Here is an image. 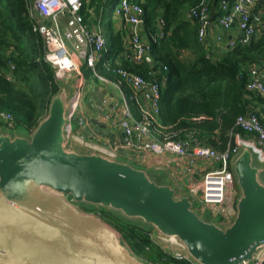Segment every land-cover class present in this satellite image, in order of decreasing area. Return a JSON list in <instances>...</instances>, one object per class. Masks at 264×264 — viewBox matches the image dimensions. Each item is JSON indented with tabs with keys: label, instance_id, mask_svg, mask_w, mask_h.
Returning <instances> with one entry per match:
<instances>
[{
	"label": "water",
	"instance_id": "1",
	"mask_svg": "<svg viewBox=\"0 0 264 264\" xmlns=\"http://www.w3.org/2000/svg\"><path fill=\"white\" fill-rule=\"evenodd\" d=\"M145 59L152 64L149 55ZM67 77H57L60 89L29 135L0 131V264H156L134 255L118 230L78 202L111 210L182 245L196 264H242L256 257L264 247V168L254 162L259 154L252 146L237 139L229 161L238 188L231 222L203 219L188 192L72 139L68 115L75 90L64 86ZM84 134L114 146L115 130L96 117L88 118Z\"/></svg>",
	"mask_w": 264,
	"mask_h": 264
},
{
	"label": "trees",
	"instance_id": "2",
	"mask_svg": "<svg viewBox=\"0 0 264 264\" xmlns=\"http://www.w3.org/2000/svg\"><path fill=\"white\" fill-rule=\"evenodd\" d=\"M134 1L144 8V39L150 44L148 55L152 64L146 59L135 62L126 56V30L115 26L120 19L114 14L118 0L109 10L106 0H83L81 13L86 22L97 23L99 19L106 37L108 66L98 61V71L111 77V67H123L160 81L157 118L169 137L178 139L191 134L217 150L224 149L229 141L236 144V135L250 137L252 133L235 126L234 121L237 115L248 111H256L264 120L260 97L246 89L249 66L264 58L262 2L257 1L252 10L255 15L262 9V20L250 39H237L233 46L219 49L199 42L197 23L186 16L188 8L200 0ZM208 1L214 14L219 13L220 0ZM159 19L164 20V35L154 39ZM82 71L87 76L91 73L85 65ZM59 89L55 68L44 59L42 38L32 30L26 1L0 0V108L12 113L15 127L31 131L47 114L50 100ZM254 100L261 104H252ZM86 211L99 212L104 221L120 232L132 253L143 260L194 264L173 258L151 237L152 231L147 227L105 208L90 207Z\"/></svg>",
	"mask_w": 264,
	"mask_h": 264
},
{
	"label": "built area",
	"instance_id": "3",
	"mask_svg": "<svg viewBox=\"0 0 264 264\" xmlns=\"http://www.w3.org/2000/svg\"><path fill=\"white\" fill-rule=\"evenodd\" d=\"M25 1L32 22V30L40 34L44 59L54 66L56 77H62L71 71L78 74L79 80H76V89L70 100L69 120L75 119L80 97L79 88L85 83L81 66L85 65L91 70L90 76L109 84L118 92L120 116L117 119L106 116V119L109 121L113 119L112 124L126 138L124 144L127 148L158 155L164 152L173 153L187 160L188 170H194L196 163L200 161L211 164L204 171L201 180L194 184L192 191L200 194L199 201L202 208L205 207L213 214L231 221L236 212L237 189L229 161L237 152L238 145H233L229 141L224 149L217 150L209 144L202 143L191 134L178 139L169 137L157 118L160 111L162 85L160 81L148 79L123 67H111V77L101 74L96 68V63L104 58V64L108 66L109 53L105 47L106 37L99 19L97 23L86 22L81 13L83 0ZM257 1L262 2L264 7V0H220L219 13L214 14L211 19L210 14L214 7L208 0H200L196 5L188 8L186 16L196 21L199 42L210 45V38H212L216 47L221 49L233 46L237 39L246 42L257 31V26L262 20V9L252 15ZM114 14L126 22L129 28L126 56L135 62L145 60L150 44L143 36L144 8L142 5L134 0H118V4L114 7ZM212 22H216L221 31L215 32ZM233 27L240 31V36L237 38L229 35ZM163 35L164 20L159 19L154 39ZM11 68H14L13 64ZM125 85H129L134 93L145 101V104L138 108L137 113L129 104L124 91ZM246 89L260 97L264 107V58L249 66ZM73 98H76V102L72 108ZM0 125L10 129L15 128L11 112L0 108ZM79 125L80 130L71 133L72 139L79 143L93 144L112 155H117L114 149L84 135L86 124L83 119L79 120ZM234 125L252 133L248 138L238 139L252 146L264 160V120L256 111H248L246 114L237 115ZM150 235L155 241L160 242L163 249L173 258L189 260L196 264L182 245L154 233ZM242 264H264V247L254 259L244 261Z\"/></svg>",
	"mask_w": 264,
	"mask_h": 264
},
{
	"label": "crops",
	"instance_id": "4",
	"mask_svg": "<svg viewBox=\"0 0 264 264\" xmlns=\"http://www.w3.org/2000/svg\"><path fill=\"white\" fill-rule=\"evenodd\" d=\"M115 26L119 30H126L125 38L127 41L129 28L126 22H124L120 18L116 22ZM212 26L215 32L221 31L216 25V22H212ZM229 35L237 38L240 36V31L236 27H233ZM143 36H145L146 38L145 33ZM210 44L213 48H216V45L214 41H212V38H210ZM84 82V85L88 87L89 101L87 104H80V102H78L75 112V119L72 121V125L73 122L76 123L75 127H73V130H80L79 120L81 121V119H83L85 121V124L87 125V120L89 117H96L100 121L108 124L109 130H115L116 132L115 138L113 140L114 146H111L109 144V140L107 138H104L102 143L114 149L117 152V156L122 155L127 157L131 155L132 149L127 148V146L122 142V137H120L119 133L117 132L118 128L114 124H112L113 119L111 121L106 119V116H111L114 119H117L120 116V97L118 95V92L109 84H106L98 79H94L92 76H90V74L84 77ZM94 87L96 88V90L94 89ZM124 91L129 104L131 105L134 112L137 113L138 108L143 106V104H145V101L140 99V97L134 93L133 89L129 85H125ZM111 92H114V94L116 95L117 103H115V105H112L114 97L111 95ZM75 102L76 98H73L71 101L72 108L74 107ZM91 103H94V105H92ZM252 104L261 103L254 100ZM98 105H100V108L102 107L103 113L99 114L96 112V108L99 107ZM259 106L260 105H257V107ZM259 108L261 109V106ZM93 132L95 133V135H97L96 130H94ZM87 138L91 137L88 136ZM237 139L238 135H236L235 140ZM135 152L136 153L132 157L136 158V162H138L143 167H149L156 170L162 169L165 172L164 175L169 178L174 186L183 192H186L191 184L193 185V183L195 184V182L200 181L199 179H201L204 171L211 166V164L209 163L200 161L196 163L194 170H188L187 160L184 158H180L173 153L164 152L163 154L158 155L148 151L138 150Z\"/></svg>",
	"mask_w": 264,
	"mask_h": 264
},
{
	"label": "rangeland",
	"instance_id": "5",
	"mask_svg": "<svg viewBox=\"0 0 264 264\" xmlns=\"http://www.w3.org/2000/svg\"><path fill=\"white\" fill-rule=\"evenodd\" d=\"M114 0H108V10L111 8V5L113 4ZM104 57V55H103ZM104 58L103 60L101 61L102 64H104ZM83 67V65L81 66ZM84 70V69H83ZM69 77H67V79L63 80V84L64 86L66 85V88L69 90H71V92H74V90L76 89V80H79V77H78V74L75 73V71H71L70 73L67 74ZM87 75L84 73V77H86ZM73 81H74V89H73ZM73 90V91H72ZM79 91H80V97H79V102L80 104H87L88 101H89V91H88V87L85 86V85H82L80 88H79ZM76 123L73 122V127H75ZM0 131H3V132H7V133H10V134H20V135H29V132L28 130H26L24 127L22 126H17L15 127L14 129H10L8 127H5L3 125H0ZM236 138V137H235ZM238 138H240L238 136ZM78 148L79 149H82L81 146L78 145ZM84 150V149H82ZM135 150H131V155L125 157V156H118L117 158L120 159V160H123V161H126L128 164H130L131 166L133 167H143L142 165H140L138 162H136V158H133L132 156L135 154ZM255 156V155H254ZM255 159V163L260 166H262L264 168V161H261L259 159V157H254ZM144 169H146V173L151 177V179H153L154 181H156L157 183H161V182H164V181H167L169 183H171L172 185H174L167 176H165V172L162 170V169H159V170H156V169H153V168H149V167H143ZM261 176L262 178H264V171H262L261 173ZM201 180V179H199ZM199 182V181H198ZM198 182H195V183H198ZM236 184V183H235ZM195 187L194 183H193V186L192 184L189 186V188L186 190V192H188V194H190L191 196V199L193 200L192 201V205H193V209L197 212V214L203 218V219H207V220H214L216 222H218V224L222 225V226H226L228 225L231 221L227 220V219H224L222 216L220 215H215L213 214L212 212H210L207 208H202V204L200 203L199 201V196L200 194L198 193H195L192 191V188ZM177 191L179 193H182L183 191L177 189ZM194 193V195L192 194ZM76 205H79L78 207L83 210V211H86V208L84 207V205H87L83 202H78V203H75ZM90 212V211H88ZM198 264V263H197Z\"/></svg>",
	"mask_w": 264,
	"mask_h": 264
}]
</instances>
